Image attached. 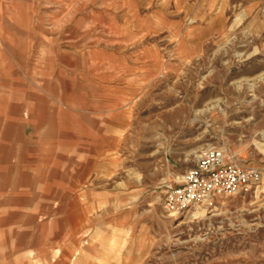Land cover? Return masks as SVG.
<instances>
[{"label":"rangeland","instance_id":"obj_1","mask_svg":"<svg viewBox=\"0 0 264 264\" xmlns=\"http://www.w3.org/2000/svg\"><path fill=\"white\" fill-rule=\"evenodd\" d=\"M0 40L25 73L0 74L13 114L35 113L16 90L33 83L58 121L82 103L108 132L113 93L132 116L107 155L115 180L0 185V264H264V0H0ZM70 142L55 135L57 161ZM218 148L258 183L170 215L165 192ZM83 153L78 169L111 165Z\"/></svg>","mask_w":264,"mask_h":264},{"label":"crops","instance_id":"obj_2","mask_svg":"<svg viewBox=\"0 0 264 264\" xmlns=\"http://www.w3.org/2000/svg\"><path fill=\"white\" fill-rule=\"evenodd\" d=\"M7 43V42H6ZM29 45V44H28ZM12 53L11 51H8ZM3 49L0 40V74L8 78V82L13 83L12 77H16L14 82H18L25 73L20 70L17 66L14 58L9 55V53ZM25 55L31 57V53H28V48L24 51ZM9 68L12 71H16L17 74L6 75V69ZM3 77L0 75V81L2 82ZM0 82V185L6 184V187L10 186H26V185H37L43 188L50 189V184L58 183H74V182H87L88 178L91 181H107L115 180L114 176V165L116 160L113 157H107L109 153L113 152L112 141L116 138L117 130L121 128H127V122L129 118L132 117L131 113L127 111V107L121 106L120 100L124 102V99L120 97H115L113 93V98L109 100V104L113 105L111 110L105 114H108L107 126L108 132H103L100 127L101 114H96L90 106L84 108V104L73 106L72 111L76 114H71V112H66L61 114L60 117L70 116L72 120L67 119V117L57 118L51 112V103L48 106L43 104L44 88H35V84L32 83L30 90L23 88L16 89L17 91H22L21 95L28 96L30 93L32 96L35 95L34 100L31 98H26L30 102V106L33 107L34 114H26V106L20 104L18 106L19 113L13 114L14 103L13 99L8 98L7 91L15 93V90L7 87ZM30 82V81H29ZM38 97V98H36ZM32 101V102H31ZM126 102V101H125ZM118 104V106H117ZM121 106V107H119ZM62 109V110H61ZM67 106L60 107V110L65 112ZM55 111V109H53ZM103 114V115H105ZM38 120V123H32L31 118ZM131 119V118H130ZM56 121L60 122L63 126L61 129H57V133L52 130V126L56 127ZM45 125L50 128V133L46 136H39V138H34L26 132V127ZM73 125L70 129L69 125ZM104 126V127H105ZM123 130V129H122ZM56 131V129H55ZM55 135L65 138V140H77L78 147L73 142V150H77L80 155H84L83 152H92L94 154V160L105 158L106 164H111L109 167H103L99 169V166L93 165L89 169L83 168L82 164L74 163L75 159H72V149L65 148L66 160L60 161L56 159V153L59 151V147L54 143ZM95 137L100 138L101 141L95 142ZM117 141V139H115ZM41 142H46L47 146L53 149L52 154L47 156L43 150H40L39 144ZM109 142V144L107 143ZM88 144L89 146H86ZM64 145V144H63ZM84 146V147H82ZM63 147V146H62ZM64 148V147H63ZM63 150V149H62ZM77 162V161H76ZM92 164H95L92 162ZM79 166V167H78ZM72 167H75L74 175L72 173ZM78 167V168H77ZM102 174H111L110 178L104 180L97 179L98 176ZM96 177V179H95ZM108 177V176H107ZM90 181V182H91ZM52 190L55 186L51 187ZM114 189V188H113ZM113 196H117L116 191H113Z\"/></svg>","mask_w":264,"mask_h":264},{"label":"built area","instance_id":"obj_3","mask_svg":"<svg viewBox=\"0 0 264 264\" xmlns=\"http://www.w3.org/2000/svg\"><path fill=\"white\" fill-rule=\"evenodd\" d=\"M259 180L255 167L243 165L225 150L207 149L196 157L195 165L182 175L179 184L165 192L164 209L173 215L215 198L249 193Z\"/></svg>","mask_w":264,"mask_h":264},{"label":"bare ground","instance_id":"obj_4","mask_svg":"<svg viewBox=\"0 0 264 264\" xmlns=\"http://www.w3.org/2000/svg\"><path fill=\"white\" fill-rule=\"evenodd\" d=\"M218 149H221V148H218ZM223 150V149H222ZM82 239V238H81ZM80 243V242H79Z\"/></svg>","mask_w":264,"mask_h":264}]
</instances>
